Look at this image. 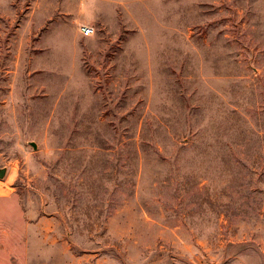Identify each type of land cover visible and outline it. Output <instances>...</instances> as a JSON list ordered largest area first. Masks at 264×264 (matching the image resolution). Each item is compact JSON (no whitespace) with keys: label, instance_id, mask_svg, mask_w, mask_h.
Segmentation results:
<instances>
[{"label":"rangeland","instance_id":"obj_1","mask_svg":"<svg viewBox=\"0 0 264 264\" xmlns=\"http://www.w3.org/2000/svg\"><path fill=\"white\" fill-rule=\"evenodd\" d=\"M1 170L0 264H264V0H0Z\"/></svg>","mask_w":264,"mask_h":264},{"label":"built area","instance_id":"obj_2","mask_svg":"<svg viewBox=\"0 0 264 264\" xmlns=\"http://www.w3.org/2000/svg\"><path fill=\"white\" fill-rule=\"evenodd\" d=\"M81 32L84 36H91L94 33V28L90 25H84L81 28Z\"/></svg>","mask_w":264,"mask_h":264},{"label":"water","instance_id":"obj_3","mask_svg":"<svg viewBox=\"0 0 264 264\" xmlns=\"http://www.w3.org/2000/svg\"><path fill=\"white\" fill-rule=\"evenodd\" d=\"M4 172H5V170H1L0 171V176H3Z\"/></svg>","mask_w":264,"mask_h":264}]
</instances>
